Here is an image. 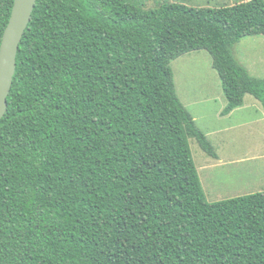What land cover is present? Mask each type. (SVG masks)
Returning a JSON list of instances; mask_svg holds the SVG:
<instances>
[{
    "label": "trees",
    "instance_id": "16d2710c",
    "mask_svg": "<svg viewBox=\"0 0 264 264\" xmlns=\"http://www.w3.org/2000/svg\"><path fill=\"white\" fill-rule=\"evenodd\" d=\"M253 36L264 0H37L0 120V264H264V191L207 201L188 139L218 155L171 68L207 51L221 116L247 95L264 110V79L234 56Z\"/></svg>",
    "mask_w": 264,
    "mask_h": 264
},
{
    "label": "rangeland",
    "instance_id": "374dc122",
    "mask_svg": "<svg viewBox=\"0 0 264 264\" xmlns=\"http://www.w3.org/2000/svg\"><path fill=\"white\" fill-rule=\"evenodd\" d=\"M129 2L138 4L146 10L160 8L163 4L177 3L190 8H220L224 6H233L235 4L248 0H128ZM234 56L240 64L248 69L250 74L258 79H264V36H253L243 39L234 47ZM171 68L174 74V83L176 93L188 110V112L196 118V123L203 131L206 126L215 125L221 127L223 120H220L218 112L223 101L226 103L224 93L221 87V81L217 71L213 67V60L207 51H199L187 54L180 57L178 60L171 63ZM254 98H249L248 103H251ZM262 111L263 108L261 106ZM253 114L246 112L245 118L252 117ZM220 121V122H219ZM232 123V122H226ZM264 125V124H263ZM247 126L237 127L231 130V138L234 141L233 147L227 149L225 145H212L220 157L219 161L215 162L213 158L208 156L197 144V142L189 138L188 143L192 158L194 160L197 174L204 192V195L209 203H215L222 200L237 198L250 194H255L264 191L263 183L258 182L257 187L241 188L242 179L248 178L251 172H255L257 163L246 164L239 166L234 165L226 167L223 163L230 162L229 160H253L259 153H249L255 145H257V137L251 134L252 129ZM207 130V129H206ZM206 135V134H205ZM207 136V135H206ZM227 136V135H226ZM221 137V136H220ZM208 139L213 140L212 137ZM264 143V134L261 136ZM249 149L247 151V146ZM259 145V141H258ZM264 152V146H263ZM230 158V159H227ZM218 163V164H217ZM264 165V162H262ZM225 166V167H224ZM248 166V168H247ZM231 184L227 186V182ZM210 184H212L217 193L215 196L210 192ZM234 188L236 193H229ZM256 190V191H254ZM219 191H224L219 193ZM254 191V193H252ZM251 192V193H248Z\"/></svg>",
    "mask_w": 264,
    "mask_h": 264
},
{
    "label": "crops",
    "instance_id": "0c3cea01",
    "mask_svg": "<svg viewBox=\"0 0 264 264\" xmlns=\"http://www.w3.org/2000/svg\"><path fill=\"white\" fill-rule=\"evenodd\" d=\"M247 69V68H246ZM248 70V69H247ZM250 73V72H249ZM225 97V96H224ZM249 98H254L250 95H247L245 97V101H244V106L235 110L231 115L227 116V117H222L221 116V112L224 110L226 103L223 101V103L221 104L220 110L218 112V116L220 118V120H223L222 122H232V123H223L221 127L217 128L215 125L213 126H206V129H203V132L210 137L213 138L212 141L215 145H221L222 146L225 145V147L227 149H231L234 145V141L232 140L230 134H231V130L236 129L237 127H242V126H247L250 125V129L251 132H253L251 135L253 137H257V145H255L253 147V149L249 152V153H254L257 152L259 154H257L258 156L255 157L253 160H241V162H237L235 164L236 161H240V160H231L230 158L227 157V159H230L228 163H223L224 165H226V167H230V166H234V165H245L246 164H252L254 162H261L257 163V167H255V172H251L248 175V178H244L241 180V182L243 183V185L241 186V188H245V186L247 185L249 188L250 187H257L258 182L263 183L264 181V165L262 164V162H264V152H263V146L264 143L262 142V138L261 136L264 134V111H262L261 109V103L258 102L255 98L251 99L253 100L251 103H248ZM263 108V107H262ZM246 112H248L249 114H253L252 117L249 118H245L244 115H246ZM194 120H196V118H194ZM220 122V121H219ZM199 127V126H198ZM227 135V136H226ZM221 136V137H220ZM258 141H259V145H258ZM247 151L249 149V145L247 146ZM220 159V157H218L217 159H214L215 162H218ZM221 162V161H219ZM218 164V163H217ZM225 167V166H224ZM248 168V166H247ZM231 184L229 183V181L227 182V186H230ZM256 191V190H254ZM254 191L252 193H254ZM210 192L213 193V195L215 196L217 193L216 188L210 184ZM224 191H219V193H223ZM238 191H236L234 188H232V191L229 193H236ZM251 193V192H248Z\"/></svg>",
    "mask_w": 264,
    "mask_h": 264
},
{
    "label": "water",
    "instance_id": "95a60500",
    "mask_svg": "<svg viewBox=\"0 0 264 264\" xmlns=\"http://www.w3.org/2000/svg\"><path fill=\"white\" fill-rule=\"evenodd\" d=\"M37 0H15L11 17L5 29L0 47V120L8 110V97L11 93L17 69V55L20 44L28 29Z\"/></svg>",
    "mask_w": 264,
    "mask_h": 264
}]
</instances>
